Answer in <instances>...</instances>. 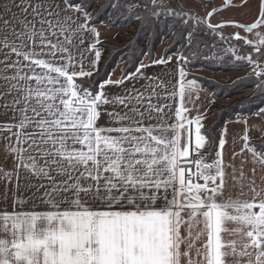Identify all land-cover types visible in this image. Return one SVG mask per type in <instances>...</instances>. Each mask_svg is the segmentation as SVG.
Listing matches in <instances>:
<instances>
[{
  "label": "snow or ice",
  "instance_id": "6c2138e0",
  "mask_svg": "<svg viewBox=\"0 0 264 264\" xmlns=\"http://www.w3.org/2000/svg\"><path fill=\"white\" fill-rule=\"evenodd\" d=\"M249 5L223 0L224 8ZM220 10L202 20L175 9L163 14L213 32L240 29L249 35L231 39L264 55V0H257L249 23L213 24ZM91 21L76 0H0V100L13 113L0 133L9 134L5 150L14 157L13 171L0 169V179L15 181L4 192L6 203L11 193L10 210H0V264H264V150L249 144L247 121L241 151L251 158L239 169L225 163V129L208 162L206 114L193 100L198 81L177 67L178 80L163 98L178 96L179 104L152 103L161 98L156 87L166 89L163 82L149 84L147 95L135 85L110 95L108 86L136 74L153 80L142 68L169 58L142 63L117 80L92 79L101 52ZM86 35L94 39L84 48ZM187 35L191 40L194 33ZM91 51L95 57L86 64L84 53ZM236 59L254 65L248 78L264 88V66L251 54Z\"/></svg>",
  "mask_w": 264,
  "mask_h": 264
},
{
  "label": "trees",
  "instance_id": "16d2710c",
  "mask_svg": "<svg viewBox=\"0 0 264 264\" xmlns=\"http://www.w3.org/2000/svg\"><path fill=\"white\" fill-rule=\"evenodd\" d=\"M76 2L82 3L90 13L93 26L101 24L116 29L131 27L133 30L124 33L129 38L123 41L121 45L100 40L96 46L97 50L101 52L98 72L94 74L92 79H97V77L104 80L108 79L117 64H123L121 66V78L127 73L134 72L141 63L153 61L157 46L156 24L161 27L162 35L167 30L173 33V43L162 50V58L169 55L184 56L190 62V64L186 63L187 67L205 68L214 72L238 71L246 67V64L242 65L240 62L232 60L231 56H226V59L220 60V62L209 58L212 50L209 46L210 41L204 42L201 39L209 35L208 38H216V35L211 33V29L205 23L185 24L181 17L166 18L162 17L161 14L154 16L152 12L156 11V8L148 5V2L145 3L144 7L139 8L137 3L142 2L141 0H76ZM96 3L97 5H95ZM137 15L140 19L136 18ZM188 32H193L194 35L187 42ZM231 40L240 46L243 54H247L246 45L242 40ZM148 41H153L150 47H148ZM200 56L203 61L199 60ZM204 60L208 64L212 63V65L205 64ZM250 73L225 85L187 75L188 79L195 78L199 87L208 90L215 100L228 99L234 95L248 92L245 97L235 99L228 105L218 107L216 110L213 109L214 103H212L205 112L206 116L213 117L211 124L202 129L210 141L208 149L204 150L205 153H212L208 157V161L213 159L214 153L217 151L218 140L215 132L222 127L224 122L239 116H250L253 113L260 116V109H264V88H256L257 77L248 78ZM83 83L89 84L91 81L84 80ZM249 144L257 150H264V137L261 140L249 141Z\"/></svg>",
  "mask_w": 264,
  "mask_h": 264
},
{
  "label": "crops",
  "instance_id": "0c3cea01",
  "mask_svg": "<svg viewBox=\"0 0 264 264\" xmlns=\"http://www.w3.org/2000/svg\"><path fill=\"white\" fill-rule=\"evenodd\" d=\"M81 19H82V17H81ZM100 25L101 24L94 25L95 28L97 29V31H98V28ZM104 26H106V25H104ZM0 34H2V33H0ZM93 39L94 38L91 35H86V43L83 45V47L87 48L88 44L90 42H92ZM99 39L105 40L104 38H102V36H100ZM76 55L79 56V53L77 52ZM84 55L87 58L85 61V63L87 64V62L89 60L94 59L95 52L94 51L85 52ZM155 56H158V54H156V52L154 51L153 61L161 59L162 58V52H161L160 58H155ZM167 58H169V62L166 64H153L149 67L142 68L141 71H142L143 75L147 76V77H152L153 80L150 81V80L141 78L139 76V74H136V70H135L134 72H132V74H136L137 78L126 79L124 85H121L119 87L114 86V85H110V86H108L107 91L109 92L110 95H124L125 89H131L133 87V85H135L136 89H138L141 92H145V95H147L148 93H150L152 91V88L148 87L149 84L158 85L161 82H163V84L166 86V89L162 88V87H156L155 90L161 98L158 100L154 99L152 101V103L160 104V105H163L165 103H167V104H173V103L179 104V97L178 96L175 98V101L171 97H168L167 99L163 98L166 95V90H167V92H171L173 90V86H174L176 80H178V74H177L176 70H177L178 66H181L180 62H179V58L177 55H169V56H167ZM2 59H3V55L0 54V60H2ZM13 59H14V57H13ZM148 63L149 62H147V63L143 62V64H148ZM140 65L138 67H140ZM37 71H39V70H37ZM0 74H3V65H0ZM120 76H121V71L117 76L111 77V75H109L108 79L110 78L111 80H117V79H120ZM0 84H2V81H0ZM197 87L200 88L199 85H197ZM146 89H147V91H146ZM197 96H198V99H197ZM6 99L10 100L11 97H8ZM193 100H194L195 108L199 110L200 114H205V112L210 108L212 103L215 102V99L211 95V93L208 90L202 89V88L198 93H193ZM4 103H5V100H0V124L11 122L12 116H13V113L10 110H8L6 112V110L3 108ZM146 103H147V101H145V104ZM187 106L189 108H193L192 103H188ZM122 110L123 109L120 107L116 108L117 112H120ZM195 115H197V111L194 110L191 112V116H195ZM17 119H18V117H17ZM245 120L247 121V127L249 129V131H248L249 141L261 140L264 137V120L256 113H253L250 116H239L233 120L226 121L223 123L222 127L215 132V136L219 142V139H220L222 132L225 129L227 130V134H226L227 143H226L225 148L223 150L224 160H225L226 164L234 163L235 166L237 167V169H239V167H240L241 160L251 158L250 152H248L247 150H244L243 152L241 151L243 146H244L243 140L241 139V137L244 134L245 124L243 123V121H245ZM154 122L155 121H153V123ZM211 122H212V118L210 116H206V118L202 120V124H203L202 129L207 128L211 124ZM101 123L102 124L106 123V118L102 119ZM8 135L9 134L6 132L0 133V169H2L3 171H13V169H14V157L10 153L6 152V150H5L8 143H9L5 139V137ZM13 142H14V138H13ZM208 147H209V143L206 145V147L203 149V151L207 150ZM217 150H219L218 145H217ZM233 153L237 154V155H235V158H233ZM213 159H215V156ZM209 162H211V160ZM249 167H250V165H245V172L248 171ZM229 172H231V169H229ZM259 175L260 174L258 172L257 173V182L258 183H259ZM21 182L24 183V181H21ZM33 182H35V181H33ZM14 183H15L14 179L11 183H8L7 181L0 179V210H3L5 208H8L10 210L11 193H9V199L6 203L4 201V192H5L6 185H7V187L11 188L14 186ZM24 194L26 196L31 195V193H27V192Z\"/></svg>",
  "mask_w": 264,
  "mask_h": 264
},
{
  "label": "rangeland",
  "instance_id": "374dc122",
  "mask_svg": "<svg viewBox=\"0 0 264 264\" xmlns=\"http://www.w3.org/2000/svg\"><path fill=\"white\" fill-rule=\"evenodd\" d=\"M142 2H138L139 8L144 7L145 3L148 2V5L153 6L151 3V0H141ZM233 3L236 5H239L240 0H233ZM256 4L257 0H250V5L247 8H241V7H227L223 8L220 11H217L212 17L211 22L213 24L218 22H223L226 20H236L241 23H249L252 22L254 13L256 10ZM97 5V3L95 4ZM223 5V0H156V11L161 12L162 17H170V18H178V16H172V15H164L163 10L165 9H175L181 13H191L192 18L196 20H202L205 16V14L212 10L213 8H217ZM154 7V6H153ZM188 18V17H184ZM180 28V26H179ZM161 27L156 24V32H157V46L155 48L156 54L158 56H155V58L161 57V52L163 49H165L167 46L171 45L173 43V33L169 32L168 30L165 31L164 35L161 34ZM133 31L131 27H125V28H111L107 25H100L98 28V32L100 33V36L105 39L106 42H110L115 45H121L123 41H126L129 36L124 34L125 32H131ZM175 32V31H174ZM239 32L241 36L249 35L244 33L240 29H236L232 26H225L222 29H216L215 32L211 30V33H214L216 35V38H208L209 36L202 38L201 40L206 42L210 41V47L212 48L211 53L209 55V58L214 61V59L217 62H220V60L226 59V56H231L232 60L240 62L242 65L246 64V67L242 70L238 71H211L205 68H190L186 66V63L184 60H181L179 55V62L182 67H184L185 72L187 75L198 77L204 80H208L211 82H214L216 84L225 85L229 84L234 80L240 79L241 77L247 75L248 73L253 71L254 65H250L247 61V59L243 60H237V55H243L246 56L247 54H251L253 58L257 60V62L264 66V56L260 55L259 53H253V49L249 46H245V49L248 51L247 54H243L242 49H240V46L232 41L230 37L233 36L234 33ZM221 34L226 39H221ZM186 41H190L189 38H186ZM153 41H148V47H150L151 43ZM146 47V45H144ZM229 48H237L238 51L233 54L231 52H228L227 49ZM160 55V56H159ZM200 61H203V58L199 57ZM205 64L206 61L204 60ZM190 64V62H187ZM123 64H117L114 70L111 72V77L117 76L120 73L121 66ZM208 65H212L208 64ZM248 94V92L237 94L232 96L228 99H216L213 105V109L216 110L218 107L228 105L230 102H232L235 99L245 97ZM213 119V117H211ZM214 158V157H213ZM212 160V159H209ZM209 162V161H208Z\"/></svg>",
  "mask_w": 264,
  "mask_h": 264
},
{
  "label": "flooded vegetation",
  "instance_id": "af4514ba",
  "mask_svg": "<svg viewBox=\"0 0 264 264\" xmlns=\"http://www.w3.org/2000/svg\"><path fill=\"white\" fill-rule=\"evenodd\" d=\"M217 8H221V9H223L224 7H223V5H222V6L217 7ZM210 11H211V10H210ZM206 15H207V13L205 14L204 18L206 17ZM253 53H257V52L253 51ZM263 56H264V55H263Z\"/></svg>",
  "mask_w": 264,
  "mask_h": 264
},
{
  "label": "water",
  "instance_id": "95a60500",
  "mask_svg": "<svg viewBox=\"0 0 264 264\" xmlns=\"http://www.w3.org/2000/svg\"><path fill=\"white\" fill-rule=\"evenodd\" d=\"M218 9H221V8H218Z\"/></svg>",
  "mask_w": 264,
  "mask_h": 264
}]
</instances>
